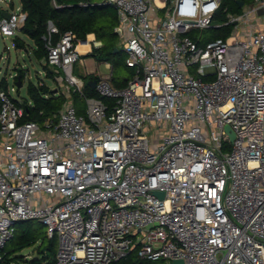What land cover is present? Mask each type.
Wrapping results in <instances>:
<instances>
[{
    "label": "built area",
    "instance_id": "built-area-1",
    "mask_svg": "<svg viewBox=\"0 0 264 264\" xmlns=\"http://www.w3.org/2000/svg\"><path fill=\"white\" fill-rule=\"evenodd\" d=\"M221 2L104 0L134 75L124 88L98 76L99 98L85 96L65 32L44 64L66 101L42 124L22 121L24 101L0 89V250L17 222L35 220L57 240L55 264H112L134 250L166 264H264V0L237 13ZM3 3L0 37L13 39L25 15ZM226 26L224 38L192 35Z\"/></svg>",
    "mask_w": 264,
    "mask_h": 264
},
{
    "label": "trees",
    "instance_id": "trees-1",
    "mask_svg": "<svg viewBox=\"0 0 264 264\" xmlns=\"http://www.w3.org/2000/svg\"><path fill=\"white\" fill-rule=\"evenodd\" d=\"M238 1L250 3L252 0H222L221 8L232 13L240 9ZM21 12L25 15L19 29V34L27 37L33 43L32 52L37 60L41 61L46 78L54 79L52 71L44 64L47 58L48 43L55 46L65 32H71L75 36L74 43L86 40V36L93 34L95 40L100 42L99 48H92L84 58H91L97 63H108L112 67L111 82L116 88H124L134 75V69L126 66L125 54L118 48V37L114 32L117 26L116 11L113 6L104 3V0H18ZM51 22L56 28V33L48 35L47 26ZM218 32L211 39L224 38L229 35L231 26L217 29ZM16 49H26L25 42L17 35L13 38ZM117 49L114 52V49ZM121 72L114 74L117 68ZM17 74L21 81L24 78L22 70ZM83 94L87 97L99 98L95 90L89 85L90 81L97 80L95 75L83 77ZM29 101L18 104L23 108L25 115L22 121L32 120L39 124L59 111L65 104L64 95L53 93L45 84L36 85L29 83L27 86ZM73 104L78 114H83L79 108L80 97L73 94ZM109 107L112 100L100 98ZM42 224L35 220L20 221L15 225V233L0 250L2 264H55V239H47L41 236ZM46 240V244L45 243ZM33 249L36 257L31 260H21L22 252ZM112 264H166L162 260L151 261L139 259L136 251H132L126 258Z\"/></svg>",
    "mask_w": 264,
    "mask_h": 264
},
{
    "label": "rangeland",
    "instance_id": "rangeland-1",
    "mask_svg": "<svg viewBox=\"0 0 264 264\" xmlns=\"http://www.w3.org/2000/svg\"><path fill=\"white\" fill-rule=\"evenodd\" d=\"M4 0H0V6H4ZM15 7H19L18 0H12ZM224 21V16L219 17L214 20L213 24H220ZM218 30L214 29H204L193 32V36L200 37L203 41L212 40L213 37ZM19 37L25 42L26 49H16L13 44L12 38L0 37V89L6 90V92L12 97L14 100L20 101H29L27 95V86L29 83L41 85L45 84L56 93V91L61 94V89L66 85L65 81L60 82L56 79L46 78L43 73L42 63L37 60L32 52L33 43L27 37L19 34ZM119 48V47H118ZM84 65H80L79 62L75 63L72 68V75L77 76L83 80V77L86 75H97V77L108 75L110 72L112 73V67L110 65L109 68L104 67L103 63H97L89 58H84ZM18 70H22L24 73V78L22 79V85L20 88H16L14 85L13 77L16 75ZM121 67L117 68L114 71V74H118L121 72ZM56 72V70L54 71ZM85 72H93L90 74H84ZM56 73L62 75L64 74L60 71ZM55 73V74H56ZM84 81V80H83ZM13 89V90H12ZM73 100V96L71 97ZM79 108L85 112L86 106L85 102L80 99L78 104ZM41 236L45 235V227L41 228ZM55 239V252L57 249V240ZM46 244V240L45 243ZM33 249H27L22 252V259L31 260L36 257V254L32 251ZM2 264V263H0ZM16 264V263H12ZM22 264H27L23 262Z\"/></svg>",
    "mask_w": 264,
    "mask_h": 264
},
{
    "label": "crops",
    "instance_id": "crops-1",
    "mask_svg": "<svg viewBox=\"0 0 264 264\" xmlns=\"http://www.w3.org/2000/svg\"><path fill=\"white\" fill-rule=\"evenodd\" d=\"M99 43L100 42H97L95 40V37L93 34H89L86 36V43H84V44H81L80 42L78 43L77 51L79 52V55H80V60H79L80 65L81 64H82V66L84 65V61H85L84 57H85V55H87L91 52L93 47L99 48L101 46V44L98 45ZM81 46H87V47L85 49H83V51H80V48H82ZM89 59H91V58H89ZM91 60H93V59H91ZM94 62H96V61H94ZM106 64H108V63H103L105 68H106ZM90 73H93V72H85L84 74H90ZM95 76H97V75H95Z\"/></svg>",
    "mask_w": 264,
    "mask_h": 264
},
{
    "label": "water",
    "instance_id": "water-1",
    "mask_svg": "<svg viewBox=\"0 0 264 264\" xmlns=\"http://www.w3.org/2000/svg\"><path fill=\"white\" fill-rule=\"evenodd\" d=\"M237 5H238V7H241L243 5V2L242 1H238L237 2ZM258 13L261 14L262 13V10H259ZM117 33L118 32H115V34H117ZM80 43L81 44H84V43H86V40L80 41ZM116 51H117V49L115 48L114 49V52H116ZM89 85L91 86L92 89H94V87H95V80L90 81ZM16 86H17V88H20L21 87V78H20L19 75L17 76V79H16ZM224 130L228 133L229 140L232 141L234 139V134L230 132L229 126H225ZM156 195L159 198H162V196H163L162 193H156ZM154 226H156V224H154ZM150 228H151L150 225L147 226V229H150ZM171 264H183V262L181 260H173Z\"/></svg>",
    "mask_w": 264,
    "mask_h": 264
},
{
    "label": "bare ground",
    "instance_id": "bare-ground-1",
    "mask_svg": "<svg viewBox=\"0 0 264 264\" xmlns=\"http://www.w3.org/2000/svg\"><path fill=\"white\" fill-rule=\"evenodd\" d=\"M82 48H80V51H83V49H85L87 46H81Z\"/></svg>",
    "mask_w": 264,
    "mask_h": 264
}]
</instances>
